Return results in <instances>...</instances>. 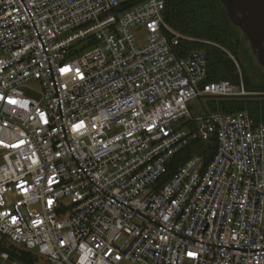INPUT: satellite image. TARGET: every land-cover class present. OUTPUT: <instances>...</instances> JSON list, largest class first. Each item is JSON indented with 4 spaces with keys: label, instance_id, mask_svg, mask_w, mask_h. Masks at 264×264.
<instances>
[{
    "label": "built area",
    "instance_id": "obj_1",
    "mask_svg": "<svg viewBox=\"0 0 264 264\" xmlns=\"http://www.w3.org/2000/svg\"><path fill=\"white\" fill-rule=\"evenodd\" d=\"M131 1L0 0V240L48 264H264V122L189 106L250 92L207 80L166 0Z\"/></svg>",
    "mask_w": 264,
    "mask_h": 264
},
{
    "label": "trees",
    "instance_id": "obj_2",
    "mask_svg": "<svg viewBox=\"0 0 264 264\" xmlns=\"http://www.w3.org/2000/svg\"><path fill=\"white\" fill-rule=\"evenodd\" d=\"M140 0H132L123 8H128ZM165 21L174 30L194 38L193 41L182 40L181 47L185 53L202 51L207 64V80H230L239 84L238 69L246 91L264 92V84L255 88L244 69L246 62L253 63L251 55L241 48V41L237 40L227 22L224 11L218 6L217 0H166ZM229 54L234 58L232 59ZM238 64V69L236 66ZM248 66V65H247ZM210 110H222L232 113L246 111L255 123L264 122V100L249 97L219 99L211 103ZM215 150L214 135L205 141L195 140L183 147L174 157L170 167L169 177L191 156H202L207 163ZM0 240V250H7L10 259L21 264H37L35 253L27 251L12 243L7 246Z\"/></svg>",
    "mask_w": 264,
    "mask_h": 264
},
{
    "label": "flooded vegetation",
    "instance_id": "obj_3",
    "mask_svg": "<svg viewBox=\"0 0 264 264\" xmlns=\"http://www.w3.org/2000/svg\"><path fill=\"white\" fill-rule=\"evenodd\" d=\"M241 48L251 55L253 65L264 59V0H217ZM263 58L260 59V57ZM262 61V60H261Z\"/></svg>",
    "mask_w": 264,
    "mask_h": 264
},
{
    "label": "rangeland",
    "instance_id": "obj_4",
    "mask_svg": "<svg viewBox=\"0 0 264 264\" xmlns=\"http://www.w3.org/2000/svg\"><path fill=\"white\" fill-rule=\"evenodd\" d=\"M237 66H238V64H237ZM244 69L247 71L246 73L249 74L248 77L250 78V80H251V82L255 88L264 84V70L261 67L259 68L257 66H254L250 62H246V64L244 65ZM238 76H239V78L241 77L240 69H239ZM250 92H253V91H250ZM257 93H264V92H257ZM249 98L253 99V100H258V103H260L261 100H264V95L263 96H253V97H249ZM221 99H227V98H220V100ZM217 101H219V99L213 98V97H203L201 99V101L199 99H193L189 103L190 114L193 117H195V116H197L200 113H203L205 111L204 107L209 109L211 107V103L215 104V102L217 103ZM2 243L5 244V246H7L10 242L7 241L6 239H4V241ZM37 257H38V263L37 264H48L46 259H42L38 255H37Z\"/></svg>",
    "mask_w": 264,
    "mask_h": 264
},
{
    "label": "water",
    "instance_id": "obj_5",
    "mask_svg": "<svg viewBox=\"0 0 264 264\" xmlns=\"http://www.w3.org/2000/svg\"><path fill=\"white\" fill-rule=\"evenodd\" d=\"M263 58V56L260 57V59ZM262 60V61H261ZM258 60L259 65L261 66V68L264 70V59ZM264 93H257V92H250L247 93L243 96L245 97H253V96H263Z\"/></svg>",
    "mask_w": 264,
    "mask_h": 264
},
{
    "label": "snow or ice",
    "instance_id": "obj_6",
    "mask_svg": "<svg viewBox=\"0 0 264 264\" xmlns=\"http://www.w3.org/2000/svg\"><path fill=\"white\" fill-rule=\"evenodd\" d=\"M62 71H66V69H62ZM191 255V254H190Z\"/></svg>",
    "mask_w": 264,
    "mask_h": 264
},
{
    "label": "crops",
    "instance_id": "obj_7",
    "mask_svg": "<svg viewBox=\"0 0 264 264\" xmlns=\"http://www.w3.org/2000/svg\"><path fill=\"white\" fill-rule=\"evenodd\" d=\"M231 55V54H230Z\"/></svg>",
    "mask_w": 264,
    "mask_h": 264
}]
</instances>
